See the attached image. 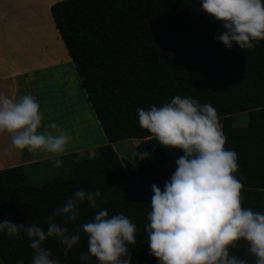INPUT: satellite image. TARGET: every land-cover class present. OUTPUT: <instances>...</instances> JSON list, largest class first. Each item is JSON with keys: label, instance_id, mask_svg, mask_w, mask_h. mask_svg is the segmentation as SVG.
I'll return each instance as SVG.
<instances>
[{"label": "trees", "instance_id": "1", "mask_svg": "<svg viewBox=\"0 0 264 264\" xmlns=\"http://www.w3.org/2000/svg\"><path fill=\"white\" fill-rule=\"evenodd\" d=\"M50 13L107 145L79 159L68 181L33 187L25 182L24 166L0 170V220L46 228L47 217L75 190L99 188L103 199L96 209L80 204L77 225L100 209L109 216L123 213L131 221L138 211L146 225L151 186L163 189L183 153L151 139L139 126L136 110L160 106L174 96L215 108L224 147L237 154L242 206L264 212V41L250 50L235 44L225 48L214 39L220 24L201 10L200 0H64ZM240 115H247V125L235 129ZM129 140L139 142L135 153L148 152L149 158L134 155L135 166L119 159L112 145ZM144 224L136 244L129 245L132 264H158L149 254ZM28 243L23 234L19 239L0 234V264L18 259L29 264ZM45 246L61 264H81L87 238L81 234L67 255L55 239H47ZM232 253L254 264L244 242Z\"/></svg>", "mask_w": 264, "mask_h": 264}, {"label": "clouds", "instance_id": "2", "mask_svg": "<svg viewBox=\"0 0 264 264\" xmlns=\"http://www.w3.org/2000/svg\"><path fill=\"white\" fill-rule=\"evenodd\" d=\"M201 10L221 26L214 39L227 49H253L264 41V0H200ZM138 124L164 148L180 151L175 171L163 189L151 186L148 202L147 237L149 254L158 264H248L232 253L244 242L254 264H264V212L242 206L241 179L237 154L224 147L226 138L215 108L188 96H174L170 102L138 108ZM44 114L31 93L16 99L0 93V135L10 137L9 147L33 155L45 154L60 167L70 147L71 136L55 122L43 125ZM141 159L148 152H137ZM103 199L99 188L74 191L72 197L54 209L45 227L0 220V234L27 237L32 251L29 264H61L45 246L47 239L58 241L67 251L87 238L81 264H132L129 245H135L137 227L123 213L109 216L100 209L93 218L77 225L79 205L92 209ZM59 218V219H57ZM71 224L74 230H69ZM16 264H24L18 259Z\"/></svg>", "mask_w": 264, "mask_h": 264}, {"label": "rangeland", "instance_id": "3", "mask_svg": "<svg viewBox=\"0 0 264 264\" xmlns=\"http://www.w3.org/2000/svg\"><path fill=\"white\" fill-rule=\"evenodd\" d=\"M60 1L64 0H0V76L5 77H0V93L11 99L33 94L44 114L43 125L55 122L71 136L70 147L60 157L61 166L54 167V161L45 154L12 148L8 152L10 137L0 135V170L24 166L25 182L33 187L71 180L79 159L91 157L98 147L107 145L53 24L50 8ZM24 72L16 79L8 77ZM25 77L29 80L26 89L19 86ZM247 122V115H240L233 127L244 128ZM138 144L129 140L113 144L112 148L119 159L135 166ZM134 215L132 222L142 230V215L138 211Z\"/></svg>", "mask_w": 264, "mask_h": 264}, {"label": "crops", "instance_id": "4", "mask_svg": "<svg viewBox=\"0 0 264 264\" xmlns=\"http://www.w3.org/2000/svg\"><path fill=\"white\" fill-rule=\"evenodd\" d=\"M26 72H24L23 74H21L20 76H19V74H13V75H9L8 77L9 78H14V79H16V78H19V77H21L22 75H24ZM0 77H4V76H0ZM5 78V77H4ZM26 79H25V82L24 83H20V85L19 86H24V89H26L28 86H29V80H27L28 78L27 77H25ZM8 152H11V148L9 149V150H7ZM21 164H24V163H22L21 162ZM25 164H27V162H25ZM12 168V167H11Z\"/></svg>", "mask_w": 264, "mask_h": 264}]
</instances>
